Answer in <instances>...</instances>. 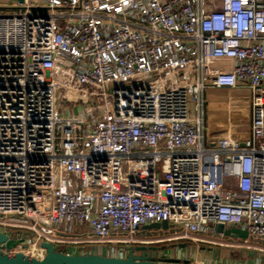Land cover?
Here are the masks:
<instances>
[{
    "label": "built area",
    "instance_id": "built-area-1",
    "mask_svg": "<svg viewBox=\"0 0 264 264\" xmlns=\"http://www.w3.org/2000/svg\"><path fill=\"white\" fill-rule=\"evenodd\" d=\"M210 89L249 93L247 137L208 138ZM162 222L264 244V0H0V249Z\"/></svg>",
    "mask_w": 264,
    "mask_h": 264
},
{
    "label": "rangeland",
    "instance_id": "rangeland-1",
    "mask_svg": "<svg viewBox=\"0 0 264 264\" xmlns=\"http://www.w3.org/2000/svg\"><path fill=\"white\" fill-rule=\"evenodd\" d=\"M67 106L70 107L67 104H63V107L66 108ZM196 239L197 241L175 240L174 233L170 231L158 234L141 232L132 240L129 237H125V243L115 245L116 247L113 249L110 247L112 249L110 251L114 252L113 256L115 257H124L129 254L130 249L145 246L157 248L156 252L150 253L148 256L157 260L162 259L164 262L166 259L171 258L178 260L181 264L186 262L189 264H215L217 259L223 261L231 259V261L238 264H264V253L260 252L261 249L264 250L262 242L250 240L245 243L241 240L221 239L218 236H200ZM85 240L93 241V252L111 256L112 253L106 252L110 249L107 244L94 243V239L91 236ZM230 243H234V245L230 246ZM180 244H187V246L181 248Z\"/></svg>",
    "mask_w": 264,
    "mask_h": 264
},
{
    "label": "water",
    "instance_id": "water-1",
    "mask_svg": "<svg viewBox=\"0 0 264 264\" xmlns=\"http://www.w3.org/2000/svg\"><path fill=\"white\" fill-rule=\"evenodd\" d=\"M169 229L168 222L154 223L142 228L144 232L152 234L168 232ZM214 232L232 240H247L249 238L247 231L236 227L227 228L221 224L214 226ZM8 240L9 237L6 234L0 233V246L5 245ZM186 246L187 244H180L181 248ZM42 248L46 251L42 260L20 253L6 254L0 249V264H181L178 260L163 262L148 256L158 250L155 247L132 248L125 257L105 256L103 254H68L47 243L42 244Z\"/></svg>",
    "mask_w": 264,
    "mask_h": 264
},
{
    "label": "crops",
    "instance_id": "crops-1",
    "mask_svg": "<svg viewBox=\"0 0 264 264\" xmlns=\"http://www.w3.org/2000/svg\"><path fill=\"white\" fill-rule=\"evenodd\" d=\"M207 105H209L207 124L210 140L221 139L230 133L236 138L248 136L250 131V95L247 91L210 89L207 93ZM219 261L221 260L217 259L216 262ZM231 262L238 264L234 261Z\"/></svg>",
    "mask_w": 264,
    "mask_h": 264
}]
</instances>
